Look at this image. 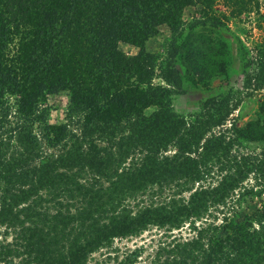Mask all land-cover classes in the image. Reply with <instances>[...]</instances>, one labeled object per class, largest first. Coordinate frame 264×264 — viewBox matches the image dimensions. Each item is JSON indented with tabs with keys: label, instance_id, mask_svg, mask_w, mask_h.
I'll use <instances>...</instances> for the list:
<instances>
[{
	"label": "trees",
	"instance_id": "16d2710c",
	"mask_svg": "<svg viewBox=\"0 0 264 264\" xmlns=\"http://www.w3.org/2000/svg\"><path fill=\"white\" fill-rule=\"evenodd\" d=\"M251 13L264 32L259 0H0V264H264V97L243 126L231 90L172 109L229 77L222 32ZM160 26L165 86L145 47ZM256 58L264 85V39Z\"/></svg>",
	"mask_w": 264,
	"mask_h": 264
},
{
	"label": "rangeland",
	"instance_id": "374dc122",
	"mask_svg": "<svg viewBox=\"0 0 264 264\" xmlns=\"http://www.w3.org/2000/svg\"><path fill=\"white\" fill-rule=\"evenodd\" d=\"M260 12L264 13V0H259ZM217 12L224 11L221 4H216L214 7ZM200 15V7L194 3L186 6L182 12V20L190 22L198 19ZM256 16L251 13L242 16L240 20L230 21L228 25V32L223 31L222 34L230 37L232 50V65L229 77L220 78L211 83L209 89L201 87H193L187 90L184 95L172 96V109L180 114H186L194 107L197 100L214 95L223 90L230 91L233 94V100L230 103L229 121L236 123L238 126H243L252 116L256 110L259 100L264 97V85H260L254 78L249 79L248 75L254 70V64L257 60L256 51L260 41L264 39V32L258 30L256 26ZM169 37V30L165 26L158 27L157 33L147 41L146 50L156 56L157 67L154 71L152 80L153 85L165 86L159 71V65L165 58V43ZM242 44L245 51L248 52L247 61H252L242 71V61L238 57V45ZM118 48L123 54L132 56L136 54L137 49L125 43H119ZM69 98L67 93H60L57 95L48 96L45 105L50 109L48 115L49 123H57L63 120V114L67 108ZM228 121V122H229ZM229 126V125H228ZM256 204L250 205L249 209H243L242 212L250 214L255 209ZM153 234V233H152ZM152 234L145 233L141 238L132 241L122 242L129 247L133 244H141L143 241L148 242Z\"/></svg>",
	"mask_w": 264,
	"mask_h": 264
}]
</instances>
